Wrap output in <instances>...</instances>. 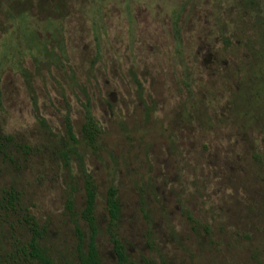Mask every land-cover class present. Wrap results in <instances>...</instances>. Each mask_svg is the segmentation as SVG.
I'll return each instance as SVG.
<instances>
[{
	"label": "rangeland",
	"instance_id": "1",
	"mask_svg": "<svg viewBox=\"0 0 264 264\" xmlns=\"http://www.w3.org/2000/svg\"><path fill=\"white\" fill-rule=\"evenodd\" d=\"M263 68L264 0L0 5V264L30 222L76 264L83 169L101 264H118L110 186L127 264H264ZM86 110L98 142L67 165L64 120L79 139Z\"/></svg>",
	"mask_w": 264,
	"mask_h": 264
},
{
	"label": "trees",
	"instance_id": "2",
	"mask_svg": "<svg viewBox=\"0 0 264 264\" xmlns=\"http://www.w3.org/2000/svg\"><path fill=\"white\" fill-rule=\"evenodd\" d=\"M21 1H28L32 4V0H0V5H10L11 9H16L18 3ZM20 13V12H17ZM174 36L176 39V44L180 46V39L178 31L175 30ZM263 87H264V68L261 73ZM64 128L66 135V143L64 145V150L60 147V155L64 159L65 163L68 165L69 155L73 154L78 157L81 161V156L76 150V146L95 148L96 142L100 135L94 117L92 116L89 110H86L85 122L81 129L80 138L77 139L74 135L71 122L68 117L64 120ZM55 147V144H54ZM53 147V148H54ZM56 148V149H57ZM83 190H84V206L80 211V217L86 227L88 228V239L84 243V233L78 225H75L74 232L77 240L76 246V264H101L100 258L98 255V250L96 246V238L98 235V228L95 218V206H96V186L92 180V177L83 169ZM72 202L68 203V207L71 208ZM104 208L109 217L108 222V233L110 235V240L113 245L114 253L117 257L118 264H127L128 259L125 253V250L118 238L116 233L117 222L119 221L120 216V204L118 199V191L116 187L110 186L105 192L104 198ZM31 220H28L30 222ZM29 238L25 245L16 250L19 258L15 261L14 264H56L52 257L41 247L40 240L41 236L38 233V230L32 224L29 223L28 227ZM63 264H74L71 262H65Z\"/></svg>",
	"mask_w": 264,
	"mask_h": 264
}]
</instances>
